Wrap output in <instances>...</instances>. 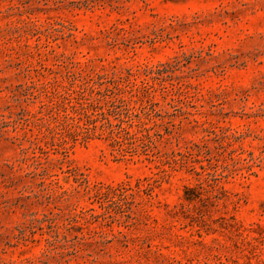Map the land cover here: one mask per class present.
<instances>
[{
    "label": "rangeland",
    "instance_id": "rangeland-1",
    "mask_svg": "<svg viewBox=\"0 0 264 264\" xmlns=\"http://www.w3.org/2000/svg\"><path fill=\"white\" fill-rule=\"evenodd\" d=\"M133 83L170 164L94 134L42 172L73 90ZM0 264H264V0H0Z\"/></svg>",
    "mask_w": 264,
    "mask_h": 264
},
{
    "label": "trees",
    "instance_id": "trees-1",
    "mask_svg": "<svg viewBox=\"0 0 264 264\" xmlns=\"http://www.w3.org/2000/svg\"><path fill=\"white\" fill-rule=\"evenodd\" d=\"M148 87L144 83L138 85L133 83L129 95L124 94L121 89L117 90L110 86L102 88L94 84L80 91L73 90L72 98H75V102L67 97V105H64L62 109L64 111L62 129L55 131L49 141L34 142L35 147L32 152L38 167L49 177L58 176L57 172H48L46 167L47 163L57 161L60 171H67L64 169V164L71 142L78 139L87 140L94 134L108 140L112 151H115L121 158L133 159L134 156L140 157L144 154L145 158L149 159V154H151L158 158L165 157V162L170 164L171 161L167 158L169 154H161L154 143L149 133L151 127L146 126V122L141 119V114L131 111L132 98L141 94L146 96L147 105H141L140 110L149 119L151 118L150 112L144 109L149 107L154 111V106L158 102L154 100ZM111 113L114 114V120L107 115ZM167 122L174 125L171 120ZM158 135L163 136L162 133ZM53 150L59 152L60 156L52 157L50 152ZM174 153L175 151L172 150L171 155Z\"/></svg>",
    "mask_w": 264,
    "mask_h": 264
}]
</instances>
